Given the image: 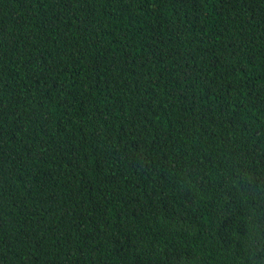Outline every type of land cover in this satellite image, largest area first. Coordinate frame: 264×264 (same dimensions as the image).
Segmentation results:
<instances>
[{"label":"trees","instance_id":"trees-1","mask_svg":"<svg viewBox=\"0 0 264 264\" xmlns=\"http://www.w3.org/2000/svg\"><path fill=\"white\" fill-rule=\"evenodd\" d=\"M0 264H264V0H0Z\"/></svg>","mask_w":264,"mask_h":264}]
</instances>
